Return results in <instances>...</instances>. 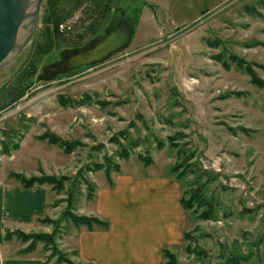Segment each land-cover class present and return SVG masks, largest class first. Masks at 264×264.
Segmentation results:
<instances>
[{"label":"rangeland","instance_id":"1","mask_svg":"<svg viewBox=\"0 0 264 264\" xmlns=\"http://www.w3.org/2000/svg\"><path fill=\"white\" fill-rule=\"evenodd\" d=\"M46 1L37 34L0 69L1 175L60 181L46 184L50 214L31 232L52 239L31 240L45 264H59L57 250L72 260L60 240L80 228L70 215H86L98 187L170 176L182 153L196 157L181 194L208 183L215 216L199 219L197 204L186 212L190 238L169 248L177 264H264V88L247 73L264 80V0H63L66 39L40 50ZM121 21L133 28L129 46L64 71Z\"/></svg>","mask_w":264,"mask_h":264},{"label":"crops","instance_id":"2","mask_svg":"<svg viewBox=\"0 0 264 264\" xmlns=\"http://www.w3.org/2000/svg\"><path fill=\"white\" fill-rule=\"evenodd\" d=\"M50 193L46 184L26 189L0 173V235L37 231L50 214ZM181 197L180 184L171 175L120 176L112 186L98 187L86 214L109 227H72L60 249L80 264H163L164 249L184 239L187 215ZM29 245L17 236L0 241V264H45L41 246L22 252Z\"/></svg>","mask_w":264,"mask_h":264},{"label":"trees","instance_id":"3","mask_svg":"<svg viewBox=\"0 0 264 264\" xmlns=\"http://www.w3.org/2000/svg\"><path fill=\"white\" fill-rule=\"evenodd\" d=\"M61 1H63V0H47L46 1V6L44 9V16L42 17V20L46 23H49L50 27H47L43 33L44 41L41 42L38 46V48L40 50H43V49L44 50H51V48L54 46V44L57 43L59 40H61V42H64L66 39L65 37H62V35L59 32V24L61 22H63V20H64V17L62 15L61 10H60ZM110 2L111 1H109L108 4L105 3L107 5L103 6L104 5L103 4L100 7L104 10L105 13L107 11H110V9H111ZM99 6H100V4H98L96 6V8H98ZM99 14L101 15L102 12L99 11ZM128 24H130V23H128ZM99 25L101 26L102 23L97 22V25L93 24V25L89 26L87 28V30L91 31L92 29H94L95 26H96V30H97ZM130 26H131V24H130ZM131 31L133 33L132 27H131ZM86 47L89 48L90 46H86ZM75 52H77V51H75ZM114 54H112V55H114ZM102 62H100V63H102ZM97 64H99V63H97ZM84 67H87V66H84ZM247 73L251 76L253 83H255L256 85H258L261 88H264V80H260L258 78L256 72L254 71V69L252 67H250V66L247 67ZM48 139L50 140V142L52 144L60 145V146H62L61 148H64L65 150L67 149V147L68 148L70 147V149H71V145H69L68 143H66L64 141H61L59 137L53 136V137H48ZM64 146H66V147H64ZM15 148H18V146H16ZM6 152H10V149L6 150ZM182 152L183 151H180V153H182ZM180 155H181L180 163L170 169L169 175L175 177V179L178 182H180V184H182L181 182H183V180L186 177H188V175H189L185 166H188V164H190L189 162L193 161L196 156H195V153H192L190 156H188L186 153H182ZM147 163L150 164L151 161H148ZM197 165H199L198 160H197ZM115 171L119 172L120 167L116 166ZM199 172L205 177L208 176L211 180L215 179L214 177L211 178L210 173H208L209 171L204 172L201 168H199ZM107 173L109 174L110 171H107ZM215 176H217V175H215ZM10 177L15 178L26 189H30V188L34 187L35 185L51 184L55 187H58L60 185V181L55 176H52V177L34 176V177L29 178L22 173L11 172ZM61 180L63 181V179H61ZM108 180H111V179L108 177ZM207 186H208V183L199 184L196 189H191L189 193H188V191L183 193L182 197H181V204H182V207L184 208V210L186 212H188L189 210H192L194 212V210L197 209L195 207L196 204L200 207L203 206L204 208H203L202 213H199V211L198 212L195 211L194 213L196 214V216H197V214H200V215H198L199 219H205V220L213 219L215 216V203H214L215 199L212 198V200H210L205 196L206 191H207ZM70 217L73 220V222L76 224V226L77 225L78 226L84 225V226L88 227L89 229H92L93 226H100L103 228L109 227V223L107 221H102L99 218L94 217V216H87V215H78V216L72 215L71 216L70 215ZM46 220L47 219H43L42 221L46 222ZM12 236H17L23 242H30L34 238L37 240L45 239L46 241L52 240V239H49L50 237L48 235H45V234H39V235H37L35 233H29L28 234V233H25V232L19 230L16 232L7 231L5 236L0 235V241L10 239V238H12ZM184 238L186 240H189L190 233H188V232L185 233ZM35 249H36V246H34L32 241H31L30 245L26 249L22 250V252H24V253L31 252ZM55 252H57V255L60 258L59 264H62V263L80 264V263H77V262H74V261L68 259L61 251L57 250ZM163 257L165 260V262L163 264H177V256L169 248L164 249Z\"/></svg>","mask_w":264,"mask_h":264},{"label":"water","instance_id":"4","mask_svg":"<svg viewBox=\"0 0 264 264\" xmlns=\"http://www.w3.org/2000/svg\"><path fill=\"white\" fill-rule=\"evenodd\" d=\"M44 2L45 0H0V69L37 34ZM28 18L31 19L32 27L28 36L22 40L21 35ZM131 38L130 24L122 23L93 47L72 55L64 69L72 71L100 63L127 47Z\"/></svg>","mask_w":264,"mask_h":264},{"label":"bare ground","instance_id":"5","mask_svg":"<svg viewBox=\"0 0 264 264\" xmlns=\"http://www.w3.org/2000/svg\"><path fill=\"white\" fill-rule=\"evenodd\" d=\"M26 26H25V28H24V30H23V32H22V35H21V39L23 40V39H25L27 36H28V34H29V32H30V29H31V27H32V23H31V19L30 18H28L27 20H26V24H25Z\"/></svg>","mask_w":264,"mask_h":264},{"label":"built area","instance_id":"6","mask_svg":"<svg viewBox=\"0 0 264 264\" xmlns=\"http://www.w3.org/2000/svg\"><path fill=\"white\" fill-rule=\"evenodd\" d=\"M59 30H60L61 32H66V30H67V26H66V25H60Z\"/></svg>","mask_w":264,"mask_h":264},{"label":"flooded vegetation","instance_id":"7","mask_svg":"<svg viewBox=\"0 0 264 264\" xmlns=\"http://www.w3.org/2000/svg\"><path fill=\"white\" fill-rule=\"evenodd\" d=\"M122 23H126V22H124V21L119 22V23L116 25L115 29L118 27V25H120V24H122ZM115 29H114V30H115ZM111 32H112V31H111ZM111 32H110V33H111ZM107 35H108V34H107ZM67 61H68V60H67ZM67 61H66V63H67ZM65 66H66V64H65ZM65 66H64V67H65ZM64 71H66V70L64 69ZM70 71H71V70H70ZM72 71H74V70H72ZM67 72H68V70H67Z\"/></svg>","mask_w":264,"mask_h":264}]
</instances>
